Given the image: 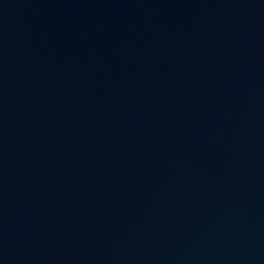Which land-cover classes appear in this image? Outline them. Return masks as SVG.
<instances>
[{
  "label": "water",
  "instance_id": "1",
  "mask_svg": "<svg viewBox=\"0 0 264 264\" xmlns=\"http://www.w3.org/2000/svg\"><path fill=\"white\" fill-rule=\"evenodd\" d=\"M0 264H264V0H0Z\"/></svg>",
  "mask_w": 264,
  "mask_h": 264
}]
</instances>
